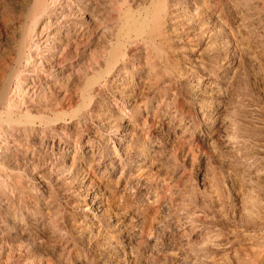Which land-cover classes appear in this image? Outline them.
<instances>
[{
  "label": "bare ground",
  "instance_id": "bare-ground-1",
  "mask_svg": "<svg viewBox=\"0 0 264 264\" xmlns=\"http://www.w3.org/2000/svg\"><path fill=\"white\" fill-rule=\"evenodd\" d=\"M134 5L129 0H22L7 56L0 55V264H113L105 259L111 239L143 238L149 217L144 226L142 216L122 207L119 215H128V222L119 219L102 229L109 207L88 174L112 179L124 158L121 173L128 171L136 181L129 188H141L149 201L152 191L163 187L152 188L151 178L182 160L200 164L199 175L207 180L215 156L242 166L247 177L231 183L230 176L226 212L219 198L209 195L206 202L216 210L210 214L197 207L198 215L187 220L210 215L220 223L208 219L201 231H185V225L159 221L154 245L181 251L183 238L196 236L195 249H188L194 264H264V103L255 96L249 104L237 98L241 85L248 93L254 90L248 87L250 82L254 87L250 76L264 70V0ZM106 12H113V23L100 41ZM96 37L93 64L78 67ZM90 73L98 75L93 83ZM75 75L79 84L70 92ZM155 122L160 138L152 134ZM61 191L77 210L67 220L59 214ZM107 227L115 232L107 234ZM55 237L61 243L57 248Z\"/></svg>",
  "mask_w": 264,
  "mask_h": 264
},
{
  "label": "rangeland",
  "instance_id": "rangeland-1",
  "mask_svg": "<svg viewBox=\"0 0 264 264\" xmlns=\"http://www.w3.org/2000/svg\"><path fill=\"white\" fill-rule=\"evenodd\" d=\"M129 1L135 3L134 7H136V5L138 4V1H141V0H129ZM21 3H22V0H0V29H1L0 30V55L1 56H3V55L5 57L7 56V54L5 53V50H6V47L8 44V37L10 35L11 25L18 23L21 19L19 17V13H18ZM145 5H146V3H145ZM139 7H144V5L142 4ZM104 17H103V20L101 22V26H102L101 29L102 30H101L100 35H99L100 41H105V39L107 38V36H106L107 34H105L103 31L105 30L104 28L106 26L113 23L112 18L114 17V14H113V12H108V14L106 12ZM97 39H98V37H96V39H91V42L88 44V47H87L89 49L86 48V51L79 57V60H78L79 64L76 63V64H78V67L83 69V68H87L93 64L95 42L97 41ZM258 58H260V57H258ZM0 60H1V58H0ZM259 74H261V77L263 78L264 77V70L261 72H257L256 73L257 76L256 75L250 76V81L253 82V86L255 88H257L256 90L254 87L252 88L251 82H250V85L248 86L249 90L250 91L253 89L254 90L251 92L249 91L250 93H248L243 88L242 85L239 87V89L237 91V96H240V97H237L239 103L249 104L251 99L255 100V97L257 98L256 100L258 103H264V95H263L264 94V92H263L264 91V89H263L264 88L263 87L264 86V80H263L264 78L262 79L260 77L261 79L259 80V78H257L259 76ZM77 76L78 75H75L72 79L73 82H71L72 84H70L71 85L70 92L76 91L75 88H77V85L79 84L78 80H77ZM95 76H97V77H95ZM95 76H94L95 79H97L98 75H95ZM94 77H92V73H90V76H89V82L90 83H93ZM255 82L258 84L259 83H263V84L258 85ZM261 85H262V87H261ZM241 91H243V93ZM255 91H256V93H255ZM251 93H252V95L254 94L253 97H252V95H250ZM259 93L262 95L263 98L260 96ZM106 94H108V92H104V95L107 98V100L113 99L112 94H110V93L108 95H106ZM243 94H244V96H243ZM259 97H261V98H259ZM243 99L247 102L245 103ZM182 101H183V106H184L186 104V98L184 96H182ZM112 106H114V105H111V108H112ZM261 106H263L262 108H264V104H262ZM113 110H114V107H113ZM112 114L114 115V112H112ZM158 126H159V124L155 122V125L153 126L154 128L152 129L153 130L152 134L155 137L159 136L157 138H160L162 136V134H161L162 132ZM156 133H157V135H156ZM176 135H177V133H176ZM177 140L178 139H175V141H177ZM170 144L172 145V142L165 144V147H167L166 149H168L170 147ZM223 159H225V160H223ZM211 160L212 161H211L210 169H211V172L212 171L213 172H212V176L207 179L208 183L205 182V181H207L206 178H203L202 175H199L200 171H202V169L200 168V164L195 162V164H193V166H190L189 161L187 163V161L182 162V160H178L176 162L177 163L176 166L173 169H171L168 173H166L165 175L163 174L164 176L162 175L160 178H156V177L151 178L150 179V182H151L150 185L152 188L158 189L159 186H161V187L163 186V187L160 190L158 189L156 191L155 190L152 191V194L149 196L150 202L147 201L146 198L143 197L144 193L142 194L143 191L141 188H137L138 190L135 188L133 190H131L129 188V185L135 184L136 181L132 178V176H130V177L128 176L130 174V173H128V171L123 172V174L121 173L122 169L120 167L123 166V164L126 162L124 160V158L121 159L122 164L119 167V170H117V172L114 174L112 179H107V178L101 179L100 177L95 176L93 173L88 174L89 178L93 180L92 186L94 185V187H93L94 190L98 189L102 193L103 199L106 200V201H104L105 205H106V207H109L107 214L103 217V219H104L102 221L103 223L100 225L102 227V229L104 228L105 224L108 225V223H109L111 226V225L115 224V222L117 223L116 220H119V219L120 220L124 219L125 222H128V221H126V219L129 218V217H127L128 215H126V216L123 214L119 215V210H123V208L124 209L128 208L126 214H130L129 211L131 210L132 213L135 211L138 214L139 218H141V216H142V219H144V223H145L144 226H146V222L149 221L147 223V226H146V227H148V230H147L148 232L146 231L143 233V235H142L143 238L141 236L136 237V239L134 238L133 239V241L135 240L134 243H132L133 241H131V240L125 241L126 243L124 241L118 242L117 240H115V237L113 239H111L113 241L112 242L113 246L106 248L107 253H106L105 259L108 261L110 260L113 264H131L132 259H135V260H132V262L134 261L133 264H155L156 261L159 259H161L162 263H164V264H169L168 263L169 261H170V264H194V258L192 257L191 254H189L188 249H195L196 241L198 239V238H196V236H189V237L185 236L184 237L185 239L183 238V240H182V243H185V248L183 247V250H181V251L180 250L177 251L176 248H174V252L176 253V256L174 257L175 254L172 255V253H174L173 250L172 251L168 250L167 252H164L161 248H159V246L157 244L154 245V243H156V241L159 240V236H160V233L155 231L154 228H156L158 226V224H160V223H162L164 226H172V225L175 226L177 224H180L181 228H183V226L185 225L184 226L185 231L190 229V228L192 230H194V229L198 230L199 229V231H201L203 228L202 226H205L207 224L206 222H209L208 219H210L211 221L214 220L213 221L214 223H220V221L212 219V216H210V215H209V218L203 217L205 220L204 219L203 220H196L195 222H189L187 220V217H189L193 214H194V216H196V214L198 215V213H194V212L198 211L196 209L197 207H199V208L203 207V208L207 209V212H209L210 214L213 213L216 210L215 207L210 208L206 202L208 200L209 195L214 196V198H216V197L219 198L220 208H221L222 212H226L228 210V207H229L228 201H229V197H230L229 194L231 193V189H230L231 183L237 177H242V178L247 177L248 173L246 170H244L242 168V166L235 165L231 161L226 160L225 157H216L215 156ZM215 163H217V164H215ZM187 165L190 167H188ZM132 169L134 170L133 167H132ZM175 171H176V173H175ZM162 172H164V170ZM120 175H121V177H120ZM230 176L232 177V179ZM121 178H122V180H121ZM200 178L202 181L200 180ZM132 179L134 180V182ZM227 179H228V181H227ZM230 179H231V181H230ZM113 181L115 182L114 186H113V184H114ZM203 181H204V183H203ZM87 183H89V181ZM111 183H112V185H111ZM80 184H81L80 179L74 183L75 186H79ZM155 185H156V187H155ZM103 187H104V189H103ZM108 187H110V188L108 189ZM174 189H175V192H174ZM109 190H110V195H109ZM105 191H107V192H105ZM85 192L87 193V190L82 191L83 196H84ZM225 192H226V195H225ZM211 193H213V194H211ZM66 195H67L66 192L61 191V193L57 197L58 202L60 204L59 214H60V217L63 216L64 220L65 219L67 220L68 218H66V217H68L70 214H75V212L77 211L76 207L73 209V208H71L72 205L69 206L65 203ZM112 196H113V198H112ZM154 197H156V198H154ZM176 197H178V198H176ZM175 199H177V200H175ZM116 200L118 201V203L116 202ZM107 202H108V204H107ZM141 203H143V204H141ZM126 206H127V208H126ZM147 206H149V207H147ZM158 206H159V208H158ZM165 207L167 209H165ZM145 208H146V210H145ZM140 209L143 213L140 212ZM149 209H151V210H149ZM152 210H153V212L151 213ZM193 210H194V212H193ZM122 217H125V218H122ZM146 217L147 218L149 217L148 221L146 220ZM159 221H160V223H159ZM132 222H133L132 224H136L135 219H133ZM182 222H184V223L186 222V223L184 224ZM165 223H167V224H165ZM153 224H155V225H153ZM201 224H202V226H201ZM186 225H187V229H186ZM107 229L108 230L106 233L110 234L112 232H115L116 228L107 227ZM66 238H68V237H66ZM52 240L54 241L52 243V245L55 246L56 248L59 247V245L61 243L58 240V238L55 237ZM148 242L150 243V245ZM127 243H128V246H127ZM149 247H150V250H149ZM127 248H128V251L130 253L126 250ZM144 249H145V251H144ZM185 249H186V252H185ZM121 250H122V252H120ZM126 252H128V253L126 254ZM147 252H148V254L146 255ZM120 253L124 256H122ZM153 253H154V255H152ZM157 253H158V255H157ZM159 255H160V257H159ZM167 255H168V257H166ZM162 256H164V258ZM129 257H130V259H129ZM169 257H171V259ZM173 261H175V262H173ZM145 262H147V263H145ZM68 263L69 262L67 261V264ZM159 263H161V262L159 261Z\"/></svg>",
  "mask_w": 264,
  "mask_h": 264
}]
</instances>
